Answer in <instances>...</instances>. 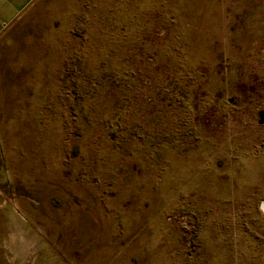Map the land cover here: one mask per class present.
<instances>
[{
	"label": "rangeland",
	"instance_id": "obj_1",
	"mask_svg": "<svg viewBox=\"0 0 264 264\" xmlns=\"http://www.w3.org/2000/svg\"><path fill=\"white\" fill-rule=\"evenodd\" d=\"M0 264H264V0H34L0 35Z\"/></svg>",
	"mask_w": 264,
	"mask_h": 264
},
{
	"label": "crops",
	"instance_id": "obj_2",
	"mask_svg": "<svg viewBox=\"0 0 264 264\" xmlns=\"http://www.w3.org/2000/svg\"><path fill=\"white\" fill-rule=\"evenodd\" d=\"M34 0H0V35Z\"/></svg>",
	"mask_w": 264,
	"mask_h": 264
}]
</instances>
